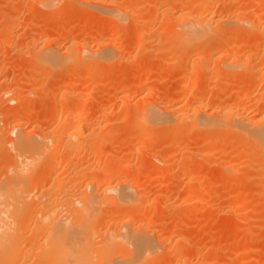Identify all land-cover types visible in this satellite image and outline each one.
I'll list each match as a JSON object with an SVG mask.
<instances>
[{
	"label": "rangeland",
	"instance_id": "obj_1",
	"mask_svg": "<svg viewBox=\"0 0 264 264\" xmlns=\"http://www.w3.org/2000/svg\"><path fill=\"white\" fill-rule=\"evenodd\" d=\"M32 1L33 0H0V188L6 187L9 190L11 189V191L14 193H16L18 190L12 181L14 167L16 166V148L14 146V140L17 133L13 132L11 127H14L17 122L22 123L23 125L21 124V129L25 134L23 136L26 137L28 133L32 131V127L35 126L34 124L38 121L41 122L42 126H44L42 129L47 128L48 130H51V128H53L55 130L52 131H55L56 135H61L66 140L67 132L60 134L58 132V128H60L59 131H62L63 127L67 126V117L70 115L69 113L75 111V108L77 110V108L81 106V102L84 103V100L86 99V94H84L82 99L77 100V98H75V94L79 90H83L85 93H87V91L91 90L92 88H94L92 91H95V89L98 91L99 88V91L101 90V94L105 93L107 95L104 94V96L110 98L107 99L108 103L107 100H105L104 103L106 104V111L104 110V114L108 115H104L105 117L101 118L99 116L96 117L94 115L95 112H92L93 114L90 113V118L92 117L91 119L93 121L92 126L95 128V130H97L96 133H102L103 136L105 135L104 137L102 136L103 139L107 136V134L111 135H108L110 137H106V140L104 139L105 141L103 142L105 145L102 143L97 154H101L106 150V152H112L114 157L117 155L118 158H120V155H123L124 153L125 155L121 157H127V159L129 158L128 160H132V167L130 166L129 169H127L128 173L126 174H130V176L132 174H136L139 178V182H141L140 184L143 185L145 194L142 197L144 199L142 197L140 198L143 206L148 204L147 200L155 199L154 197H156L158 194H163V198L168 200L171 205H174H172L173 207L171 206L169 208H165L162 206L163 204H159L156 208H153L156 211H152L151 209V212H154V214L152 213V216L150 217L152 220L150 226L151 232L166 237V242L161 246L162 253H164V255L162 254L158 256L159 260L158 258H155L153 263L173 264L175 260L174 256L176 255L170 254L168 251L173 253L172 249L175 247V245L181 243L179 242L176 244V242L179 239H184V241L186 239V241L182 243V246H179L181 247V251L184 253V255L189 254V257L191 258L189 259V262H191L189 264H264V171L261 170L264 162L261 161L263 163L262 164L259 162V156L255 157L252 156L254 155L253 153H249V149L247 147L249 146L250 142L247 144L246 141L240 139L238 135H236L234 132H231L230 130H225L223 132H208L205 130H196L195 128L193 129V127L190 129L189 126H192V124L189 122V120H180L178 121L179 123L175 122L176 124L173 123L167 127L160 126L153 129L154 131H151V133L149 132L152 137L150 139L153 140V144L155 145L152 146L153 144H151L146 146L145 144L140 143V139L148 131L143 129H140L143 131H139L137 130L139 127H136L137 129L133 128L135 127V124L133 126L134 119L130 117V114H128L129 116L126 114L129 109L132 111V109L135 108L134 105L136 106L140 99H143L144 101V99L147 98V96L144 94H147L148 92L146 93V91H149V89L152 88L150 92H153L155 100L158 103L162 102L170 105V103L177 101V103L174 104L178 105V98L183 97L181 104L178 105L180 106V109H182L181 106L184 108L183 104L185 102L192 105L193 101H196L199 98V100H202V102L204 101L203 103L214 98L221 100L223 99L222 101L225 100L226 103L231 106V108L242 109L243 104H245V106L247 104L245 109L246 111L244 110V112H247L246 115L249 117L250 114L253 113V110L247 109L249 101L253 103L260 100L259 102L264 106V104H262L264 103V83L262 84L259 79L255 77L253 72L250 71L246 72L243 70L241 72L239 70L237 72L233 70L226 73L221 72L222 69L220 67L219 61L217 62V58L221 53L225 54V50L224 52L220 51L219 54H217L218 52L216 54L204 52V61L201 60L202 63L200 61L198 64L200 67H203L201 68L203 69L201 71V80H203V86H205L206 82L208 81L207 83H213V88L215 89L209 88L208 90L205 89L208 87L203 88V86L194 89L183 87L181 84V78H183V75L187 73L185 71H189V67L191 66L194 59L199 56V52L197 53L195 52L197 50H195L193 51L194 53H186L181 47H179L180 42L174 36L165 38V36L168 35H163V29H165V27H163V19H166L164 18L165 14L162 13L164 9L157 7L149 9V4H151L152 0H137V2L139 1L138 3H135V0H115L135 3V6H138L136 7L137 10H141L139 11L140 15H144L146 12L144 17H147L145 19L147 21H144L145 25L143 23V29L139 28L140 31H143L142 37L145 38V41L143 39L144 48L141 50L142 52L135 50L137 47H134V44L137 46V43L135 42L138 41V38L136 35L135 40L134 35L135 32L137 33L138 29L135 28L133 24L129 23L125 24L126 26L123 25L124 27L117 26L118 30L122 28L128 32L129 36H133L128 37L123 42V49L120 52L121 55L118 53L119 55L117 54L116 56L111 50H109V52L111 51L112 53L110 54L113 55V58L109 61L107 59L100 58L106 53L104 49V53L101 49L102 52H99L102 54L99 53L98 55H94V53L96 54V50L94 49L97 48L96 44L98 43L95 40L97 39L98 41L99 38L103 37L110 26V22L108 19L105 20V22L102 21L103 23H101L100 20L98 21V19L101 18L100 15H102V13L99 11L98 7L91 6L90 4L89 6L88 3L90 1L111 2L114 0H87V2H85L86 0L84 2L83 0H67L71 2L69 9L63 11L59 16H54L51 18L45 17V11L43 13H36L34 10L32 11ZM45 1L46 5L49 4L48 0H44V5ZM155 1L157 0H153V2ZM178 1L181 2V0ZM216 1L219 2L217 3ZM211 2L212 4H218L214 5L216 8L212 9V14L215 16V18L227 15L225 9L224 11H221L220 9L221 5L225 3L231 7H237L241 12L243 20H246L247 23H252H248L249 25H246L240 29L239 32L234 33L230 31V34L228 33L229 30L227 31L226 28H223V25L221 32L212 35L211 42L213 43L214 41L215 44L217 42L219 45L218 42L220 41L221 46L227 45L228 52L233 51L239 53L242 57L241 59L246 60L245 63L247 64H251L252 62L253 65L264 66V0H213ZM84 9L87 11L89 10V12ZM99 12L101 14H99ZM43 30L45 31L43 32ZM244 30H250L251 33L247 34V32ZM38 33H42V37ZM100 35L102 37H100ZM229 35L231 36L229 37ZM44 38H49L50 41H52L51 43L56 45V48L59 47L60 50L58 48L57 49L60 52L65 54L67 51L65 54L67 55L68 53L67 56H72L71 48H74L75 50L73 49L74 52H72L75 54L73 56L75 57L74 61L71 60V62L66 63L64 66H60L59 68H50V66H42V68L40 66L38 68L36 66V62L34 59H32V53L35 51V49L30 46V43L32 40L35 42L38 40L36 44L39 45L38 47L40 48L44 45V42L42 41ZM228 39H230V42ZM104 40H106L105 37H103V39L99 42L105 44L107 40L109 41L108 38L105 42H103ZM75 44L79 47H77ZM217 44L216 47H220ZM47 45L50 46L49 44ZM87 45L94 50V52H92L93 56L89 55L85 57L84 51L81 52L85 49H81V47L88 48ZM216 47L214 46V48ZM250 47L253 49L252 51H254V55L248 57L249 59H246L247 56L251 55L250 52L248 53V51H251ZM68 48H70L69 50L71 51H65V49ZM70 58L72 59V57ZM77 58H80L79 62H75ZM180 61L181 64L177 65ZM79 63L80 65H78ZM174 64L178 66V69H176ZM172 65L175 68H173ZM168 68H170V70ZM186 68L188 69L186 70ZM155 69H157L158 72L160 71L159 74L162 72L163 76L158 74L155 75ZM157 70H155V72H157ZM215 70L216 72L212 73ZM83 71L85 72V75ZM94 71H96V74H94ZM76 74L81 76L80 80H72L70 82L67 81L69 76ZM215 74H217V76L213 77ZM96 80L97 82H95ZM147 81L150 84L147 83L146 86L145 82ZM81 83L83 84L84 88ZM214 83L216 84L214 85ZM95 85L96 87H100L96 88ZM140 85L141 89L143 85L144 90H141L143 93L140 91ZM145 87L150 88L147 90ZM105 88L106 90H103ZM130 88L131 90H129ZM7 92H9V95L6 94L5 96L4 93ZM2 94H4L5 97H3ZM145 101L150 102V100L148 101L146 99ZM92 103L94 107H100L101 105L99 104V99H94ZM51 104H53V106ZM71 107H74V109ZM70 109L72 112H70ZM123 110L128 111L125 112ZM185 111L188 113L190 110L188 111V108H186ZM29 119H31L32 122L29 125H24V123H26V121ZM65 121L66 125H64ZM25 132H27V134ZM33 135L36 134L33 133ZM174 135H176L175 139L173 138ZM179 137H182L184 140H186L185 143H183L184 140H182L180 142L183 144H179V140L182 139ZM150 139H147V142L152 143ZM159 139H161L160 142ZM172 139H177V141H175V143H171V146L169 141H174ZM128 141H130V144ZM176 143H178V145ZM127 146H129V149L126 148ZM131 146L135 151L133 153H137V151H139L138 157L140 154H143L142 158H136V154H133L131 151L133 156L132 159H130L131 157H129L126 153H128L127 150L133 149ZM102 147L105 148L103 149ZM245 148L248 150L246 151ZM113 151L117 152V154L114 155L115 152ZM207 153L209 154L207 155ZM62 154L64 153L59 152L56 155L58 161L55 165L56 169L54 166L52 170L53 176L63 173L66 174L72 166L76 165V161L74 160L67 162L61 161V157L65 155ZM184 154H189V156H185ZM220 156H222V159ZM166 157H168L169 160ZM224 157L228 159H225ZM163 158L164 160L162 161L161 159ZM91 159L93 160L92 157L90 160ZM137 159H142L145 164L143 165V162L140 160V165L137 162ZM254 159L256 161H254ZM44 161H41L40 168L45 167L46 163ZM91 161L88 163V165L92 163ZM256 162H258L261 167L257 165ZM193 163L197 165L201 163V166L198 165L197 167ZM208 163L213 164L208 165ZM254 163L257 166L253 165ZM103 167L104 166L102 165V168ZM230 167L231 169H234L231 170ZM87 170H89V168ZM234 172L240 176L237 178V175ZM33 176L34 174L32 173L30 175L31 179L29 178L31 181H29V186L27 188L28 190L33 189ZM51 179L54 180L55 178L53 179L52 177ZM51 179L47 180L49 182L45 184V186L48 184L47 188L51 184L53 187L54 182L52 183ZM167 179H169L168 182ZM78 182L75 183L77 186L82 185V183L79 182L78 184ZM56 184L57 183L55 182L54 186ZM73 187L74 186L71 185L69 188L70 190L68 189L70 194L71 192L74 193L75 191ZM245 189L247 190L246 192ZM243 191L245 194H243ZM141 202H139V204ZM25 205L34 207V201L30 200L29 197L25 202ZM102 208H106L104 209L105 211H103L105 212L104 215H107L108 213L106 212L108 210V212L112 211L113 207H108V210L106 206H103ZM103 211H99V214L102 213V217L100 216V222L101 219L104 218ZM97 217H99V215L96 216V227H98V224L100 223L98 220L99 218L97 219ZM26 222L22 224L23 227L26 225ZM99 228L101 229V227ZM252 229L255 230V232H253ZM23 235L30 238V230H24ZM198 244H201V249L199 255L197 256L198 258L196 259L195 253H197ZM96 247L98 248L97 243ZM97 248L95 250L98 251ZM118 253L116 252L115 254L113 253L111 255L113 258L115 256L118 257ZM37 261L38 259L35 258L32 259L28 264H36Z\"/></svg>",
	"mask_w": 264,
	"mask_h": 264
},
{
	"label": "bare ground",
	"instance_id": "obj_2",
	"mask_svg": "<svg viewBox=\"0 0 264 264\" xmlns=\"http://www.w3.org/2000/svg\"><path fill=\"white\" fill-rule=\"evenodd\" d=\"M43 1L44 0H33L32 1L33 2L32 11L34 10V12H36V13H43L45 11L44 15L46 18L59 16L60 14H62L63 11L69 9L70 3H71L70 2L71 0L70 1H67V0H48L49 4L46 5V1H45L44 2L45 5H44ZM84 1L85 0H83V2ZM127 1H115V0L111 1V2L110 1L109 2L108 1H94V2L90 1L88 3V5L90 4L91 6L98 7L99 11L102 13V15H100L101 18L98 19V21L100 20V22L103 23L102 21L105 22V20L108 19L110 22V26H109L107 32L103 35V37H105L106 40L108 38L109 41L104 40L103 42L106 41L105 44L99 42L103 39V37L100 35V37H102V38H99L98 41H97V39L95 40L98 43L96 44L97 48L94 49V50H96V54L94 53V55H98L99 53H101L103 51V49L106 51V53L103 54V57H100V58L107 59L108 61L113 58V55H111L112 54L111 51L116 56L118 53L121 55L120 52L123 49V42L128 37H130L131 35L129 36L128 32H126L122 28H120L118 30V27L119 26L121 27L123 25L126 26L125 24H128V23L133 24L135 26V28L138 29V31L136 30L137 33L135 32V35H134L135 40H136V37L138 38V41L135 42V43H137V46H136V44H134L135 45L134 47H137V49H135V48L134 49L138 50V51L143 50V48H144L143 39L145 41V38L142 37L143 31L142 30L140 31V29L142 28L144 21H147V20H145L147 17H144L146 12H145V14L143 13L144 15L139 14V11H141V10L138 11L136 8L138 6H135L136 5L135 3H138L139 1L137 2V0H135V3L127 2ZM131 1H133V0H131ZM211 1H213V0H193V1L192 0H189V1H186V0L182 1L181 0V2H179L178 0H157V1L153 2V0H152L151 1L152 5L149 4V7H150L149 9L156 8V7L164 9L162 11V13L165 14L164 18H166V19H163V21L165 22V24L163 22V25H164L163 27H165V29H163V35L164 34L168 35V36H165V38L166 37L168 38L169 36H171V37L174 36L180 42L179 47H181L183 49V51H185L186 53H188V52L194 53L193 51H195V50H197L195 52H197V53L199 52L198 53L199 56L196 59H194L191 66L189 67V69L186 68V70L188 69L189 71H185L187 73H185L183 75V78H181L182 79V81H181L182 86L187 87L189 89H194V88L203 86V80H201L202 79L201 78V73H202L201 71L203 70L201 68H203V67H200L198 65L201 60L204 61L203 53L209 52L211 54H213V53L216 54L218 52L217 54H219L220 51L224 52L225 50H226L225 51L226 53L225 54L221 53L220 56H218V58H217L218 59L217 62L219 61L220 67L222 69L221 72L226 73V72L233 71V70H235L237 72L239 70L241 72L243 70H245L246 72L250 71V72H253L255 77H257L259 79V81L263 84L264 83V66L253 65L252 62H251V64H247V63H245L246 60L241 59L242 57L240 56L239 53H236L233 51L228 52L227 51V45H224V43H223L224 46H221L220 41L218 42L219 45L216 42V44L218 46H220V47H216V44L214 43V41H213L214 44L211 42L212 35L218 34L219 32H221L223 25H224L223 28H226L227 31L229 30L228 33L230 34L231 32H234V33L239 32L240 29H242L246 25H249L251 22H248L249 23L248 24L246 22V20H243L241 12L237 7L236 8L231 7L228 4H225L223 2H222L223 4L221 3L222 5H221L220 9H221V11L222 10L224 11V9H225L227 12V15H224L223 17L215 18V16L212 14V12H213L212 9L216 8L214 5H218L217 3L219 1H216L217 2L216 4H214V3L212 4ZM85 2H87V0ZM217 8H218V6H217ZM84 10H86V9H84ZM172 11H173V13H172ZM87 12H89V10ZM100 12H99V14H101ZM144 25H145V23H144ZM29 28H31V27H29ZM113 29L115 30V33H114ZM44 31L45 30H43V32ZM244 31L247 32V34L251 33L250 30H247V31L244 30ZM14 32H15V30H14ZM14 32H13V34H14ZM237 34H239V33H237ZM39 35L41 36L43 34L41 33ZM44 36H45V34H44ZM230 36L231 35H229V37ZM45 38H44V40H42L44 42V45L41 46L40 48L38 47L39 45L36 44V42L38 40L36 42L34 40H32V42L30 41L31 42L30 46L35 49V51L33 50L34 52L32 53V59H34V61L36 62V66L38 68L40 66H41V68H42V66H44V67L50 66V68H56V67L59 68L60 66H64L66 63L71 62V60L74 61L75 57H73V56L75 54L72 53L75 50L74 48L70 47L72 49V52H71L72 56L70 55V53H69L70 56H67L68 53H67V55H65L67 52L66 50H69L70 48L65 49L66 52L64 54V53L59 51L60 50L59 47H57L59 49L58 50L56 48V45L54 43H51L52 41H50L49 38L48 39H45ZM66 38H68V37H66ZM228 40L230 42V39H228ZM231 40H233V39H231ZM107 42H109V43H107ZM47 44H49L50 46H48ZM51 44H52V46H51ZM76 46L79 47L78 45H76ZM214 46L216 48H214ZM87 47H88V45H87ZM145 47H146V45H145ZM252 47H253V45H252ZM93 48H94V46H93ZM81 49H84L81 52L84 51L85 57L89 56V55L93 56L92 52H94V50L91 47H88V48H86V47L82 48L81 47ZM101 49H102V51H101ZM109 50H111V51L109 52ZM252 50L253 49L251 48V51H248V53L250 52L251 55L247 56L246 59L248 57H251L252 55H254V51H252ZM69 51H71V50H69ZM99 51H101V52H99ZM145 51H147V50H145ZM240 52H243V51H240ZM103 53H104V51H103ZM192 53H190V54H192ZM144 54H146V53H144ZM201 55H202V57H201ZM206 55H208V54H206ZM70 57H72V59ZM77 59H76L77 61L75 60V62H79L80 58H77ZM86 62H87V60H86ZM201 63H202V61H201ZM84 64H86V63H84ZM138 64H140V63H138ZM179 64H181V61L177 65H179ZM78 65H80V63ZM177 65H175L176 69H178ZM184 67H185V65H184ZM173 68H175V67L173 66ZM168 69L170 70V68H168ZM38 70H40V69H38ZM155 70H157V69H155ZM155 70H154L155 75H157V74L162 75V72H161V74H159L160 71L158 72V70H157V72H155ZM160 70H161V68H160ZM169 70H168V72H169ZM209 71H212V70H209ZM94 72H95L94 74H96V71H94ZM163 72H164V70H163ZM215 72H216V70L213 71L212 73H215ZM165 74H166V71H165ZM84 75H85V72H84ZM169 75H170V72H169ZM215 76H217V74H215L213 77H215ZM78 77H79V79H78ZM80 78H81L80 75H77V74L71 75V76H69V79L67 81H69V82L72 80L76 81V80H80ZM145 80H147V79H145ZM213 80H215V79H213ZM148 81L145 82L146 86H147ZM95 82H97V80ZM207 82H206L205 86H203V88L208 87L205 89H208V90H209V88L212 89L213 83L212 82L207 83ZM106 83H107V81H106ZM109 83H111V82H109ZM148 84H150V83H148ZM215 84L216 83H214V85ZM92 85H93V82H92ZM82 86H83V84H82ZM119 86H120V84H119ZM95 87H96V85H95ZM98 87H100V86H98ZM98 87H96V88H98ZM83 88H84V86H83ZM128 88H129V86H128ZM145 88L148 90L150 87L149 88L145 87ZM92 89H94V88H92ZM92 89L87 91V93H85V91H83V90H79V91H77V93L75 91V93H76L75 98H77V100L82 99L84 94H86V96H85L86 99L84 100V103L81 102V106L78 107L77 110H76V108L74 109L75 105H74V107H71L75 110V111H73L75 113H73L70 109V112H72V113H69L70 115H68V117H67V123H68L67 126L66 127L64 126V125H66V121H65L64 125H63L64 126L63 130L59 131L60 128H58V132L60 134H64V132H67L66 140L64 139L63 136L58 135V134L56 135L55 131L54 132L52 131V130H55L53 128H51V130H48L47 128L42 129L44 126H42L41 122H38V121H37V123L34 124L35 126L32 127V131L30 130L31 135H30V133H28V135L26 136L27 138L25 136H23L25 134L21 129L22 128L21 126L23 125L22 123L17 122V124L14 127H11L13 132L17 133V135H15V140H14L15 141L14 146L16 148V159H15L16 160V166L14 167L12 181L14 182V184L18 190L16 191V193H14L13 191H11V189L9 190L6 187L0 188V264H16V263L28 264L32 259H35V258L38 259L36 264H154L153 261L155 260V258H158V260H159L158 256H160L162 254L164 255V253H162L161 246L166 242V237L162 236V235H157L156 233L151 232L150 226H151L152 220L150 217L152 216L151 215L152 213L154 214V212H151V209H152V211L155 210L153 208H156L157 205H159V204L160 205L163 204L162 206H164L165 208H169L173 204L171 205V203H169L168 200L164 199L163 194L160 195L157 193L159 196L157 195L156 197H154L155 199H151V200L148 198L149 199V200H147L148 204L144 205V206L142 205L140 198L145 194L144 188H143V185L140 184L141 182H139V180H138L139 178L136 174L135 175L132 174L133 176L132 175L130 176V174H128V175L126 174V173H128L127 169H129V167L131 166L132 160L131 161L128 160L129 158L127 159V157H121V156L125 155L122 152L125 149H123L121 151L123 153V155H120V158H118L117 155H116L117 157L116 156L114 157L112 152H110V151L106 152V150H105V152H103L101 154H97L102 143L105 145V143L103 141H105L107 139L106 137H110L108 135H111V134H107V136L105 137L106 139L104 138L105 139L104 140L103 137L105 135L103 136L102 133L101 134L96 133L97 130H95V128H93V126H92L93 121L91 119L92 117L90 118V113L95 112L94 115L96 117L99 116L101 118L105 117L104 115H108V114H104V110H105V106H106V104H104V103H105V100L110 99V98L107 96H104L105 93L101 94L100 93L101 90L99 91V88H98V91L96 89H95V91H92ZM146 89H145V91H146ZM151 89H149V91H146V93L148 92L147 94H144L147 96V98H145V99L148 101L150 100V102L145 101V99H144V101H143V99H140L139 102L136 104V106L134 105L135 108L132 109V111L130 109H129L130 112L128 110H126V111L123 110L125 112L128 111L126 114L127 115L130 114V117H132L134 119V120L132 119L134 122L133 126L135 124V127L132 126L133 128L137 129L136 127H139L137 129L139 131H143V130L148 131L147 133H145V135L141 139L139 138L141 144H145L146 146L153 144V140L150 139L152 137L149 134V132L151 133V131H154L153 129L158 128L160 126H164V127L166 126L167 127V126L172 125L173 123L176 124L175 122H178L180 120H182V121H185V120L188 121L189 120V122H191V124H192V126L191 125L189 126L190 129H191V127H193V129L195 128L196 130H205L208 132H210V131H212V132L213 131L223 132L225 130H230L231 132H234L236 135H238L240 137V139H243L244 141H246L247 144H249L248 142H250L249 146L247 147L249 149V153H251V154L253 153L254 155H252V156H255V157L259 156V158L261 159L260 160L257 157L259 159V162H261V161L264 162V106L261 105V103L259 102L260 100L253 102V103L250 101L248 102V108L247 109L253 110V113H251L250 116L248 117V115H246L247 112H244V110L247 107V104H246V106H245V104H243L242 109H237V108H231V106L228 105L225 100L222 101L223 99L221 100V99L214 98V99H211V100L203 103L204 101L202 102V100H199L200 98L198 97L199 99H197L196 101L194 100L195 102L192 100L193 101L192 105L185 102L183 104L184 108L181 106L182 109H180V106H178V105L181 104L183 97L178 98L179 99L178 105L174 104V103H177V101H174V103H170V105H167V104L162 103V102L158 103L155 100L153 92L152 93L150 92ZM213 89H215V88H213ZM85 90H87V89H85ZM103 90H106V88ZM129 90H131V88ZM141 90L142 91L144 90L143 85H142V89H141V85H140V91ZM142 91H141V93H143ZM177 91H175V92H177ZM136 92H138V91H136ZM149 92H150V94H149ZM210 92H211V90H210ZM4 94H5V96H6V94L9 95V92L4 93ZM4 94H2L3 97H5ZM105 95H107V94H105ZM94 99H97V100L99 99V104H101L100 107L97 106L99 108L94 107L92 105L93 104L92 102ZM260 99H262V98H260ZM119 100H121V99H119ZM100 101H101V103H100ZM113 102H114V100H113ZM107 103H108V100H107ZM124 103H125V101H124ZM262 104H264V103H262ZM51 105L53 106V104H51ZM131 108H133V107H131ZM186 108H188V111L190 110L188 113L185 111ZM31 122H32L31 119H29L28 121H26V123H24V125L25 124L29 125ZM38 123H40L41 125ZM178 126H180V125H178ZM108 127H110V126H108ZM108 127H107V129H108ZM174 127H176V126H174ZM140 129H143V130H140ZM111 130H112V128H111ZM205 131H203V132H205ZM27 132H25V133L27 134ZM56 132H57V129H56ZM103 132H105V131H103ZM226 132H229V131H226ZM33 133L36 135H33ZM115 136H116V134H115ZM175 136L176 135H174V137H173L174 139H175ZM147 139H150V141L152 143L147 142ZM174 139H172V140H174ZM160 140L161 139H159V142H160ZM169 140H171V139H169ZM182 140H184V139L182 138L181 140H179V142ZM125 141H126V139H125ZM175 141H177V139L174 141H171V142L169 141L170 145L173 142L175 143ZM185 141L186 140H184L183 143H185ZM240 141H242V140H240ZM128 142L130 144V141H128ZM183 143L180 142L179 144H183ZM176 144L178 145V143H176ZM125 145H126V142H125ZM154 145L155 144H153L152 146H154ZM244 145H246V144H244ZM250 145H251V147H250ZM217 146H219V145H217ZM128 147L129 146H127L126 148H128ZM247 148H245L246 151L248 150ZM117 150H118V148H117ZM150 150H151V148H150ZM254 150H255L256 154H255ZM115 151H113V152H115ZM127 151H128V153L129 152L131 153V151H132V153L135 152L134 148L132 150H127ZM216 151H219V150H216ZM59 152L60 153L62 152L65 154V155L62 154L64 156L61 157V159H60L61 161L67 162V161L74 160V161H76V165L72 166L69 169V171L67 170L68 173H66V174L63 173V174H60L57 176H53L52 170H53L54 166L56 165V162L58 161L56 158V155ZM138 152L139 151H137V153H133V154H136V158L138 157ZM128 153H126V154L129 157H131L130 159H132L133 154L131 153L132 154L131 155L130 153L129 154ZM192 153H190V154H192ZM204 153H205V151H204ZM115 154H117V152H115L114 155ZM208 154L209 153H207V155ZM142 155L140 154L138 158H142ZM186 155L189 156V154H186ZM246 155H245V157H246ZM193 156H195V155H193ZM222 156H224V155H222ZM222 156H220V158ZM91 157L93 158V160L91 159L92 161L90 160ZM168 157H169V155H168ZM168 157H166V158H168ZM156 158H154V159H156ZM213 159H215V158H213ZM225 159H228V158H225ZM140 160L142 161V159H140ZM140 160L137 161L139 164H140V162H139ZM161 160L163 161L164 158ZM168 160H169V158H168ZM41 161H44L46 163L44 168H40ZM90 161L92 163H90L88 165V163ZM207 161H210V160H207ZM227 161H229V160H227ZM254 161H256V160L254 159ZM256 163H257V165H259L258 162H256ZM142 164L144 165L145 163L143 162ZM212 164L208 163V165H212ZM220 164H221V162H220ZM102 165L104 166L103 168H102ZM194 165H196L198 167V165L201 166V163L198 165L197 164H194ZM253 165L257 166L255 163ZM263 167H264V164H263ZM263 167L261 168V170L264 171ZM88 168H89V170H87ZM55 169H56V166H55ZM230 169H231V167H230ZM233 169H231V170H233ZM161 170H163V169H161ZM32 173L34 174V176L32 178V179H34V182L32 181L33 182V184H32L33 189L32 190L30 189L31 190L30 191L27 188L29 186V181H31L30 175ZM214 174H216V173H214ZM238 176H240V175L238 174L237 178H238ZM52 177H53V179L54 178L55 179L52 180L51 179ZM49 179H51L52 183L53 182L54 183H53V187H52L51 186L52 184L50 182L51 185H49V187L47 188L48 184L46 186H45V184L47 182H49V181H47ZM168 180L169 179H167V182H168ZM78 181L80 183H82V185L77 186L75 183H77ZM55 182L57 184L54 186ZM79 182H78V184H79ZM144 182H146V181H144ZM71 185L74 186L73 188L75 189V191H74V193L71 192V194H70L69 188L71 187ZM144 185H145V183H144ZM246 191L247 190L245 189V192ZM245 192L243 191V194H245ZM187 193H190V192H187ZM187 193H186V195H187ZM247 193H249V192H247ZM237 194H235V195H237ZM250 195H252V194H250ZM170 196H171V194H170ZM243 196H245V195H243ZM27 197L28 198L30 197V200L34 201V207H31L29 205L28 206L25 205V202L28 199ZM139 202H141V203L139 204ZM187 202H189V201H187ZM244 202H245V200H244ZM241 203H242V201H241ZM103 206H106L107 210L109 209L108 207H113L114 209L112 208V211H110V212H108L109 210L108 211L106 210L107 211L106 213H108V214L104 215V213H105L104 209H106V208L103 209L102 208ZM100 210H102V211L104 210L103 211V217L104 218L101 219V222H100V216L102 213L99 214ZM98 215H99V217H97V219L99 218L98 220L100 223L98 224V227H96L97 226L96 216H98ZM24 222H26V225L23 227L22 224ZM99 227H101V229ZM27 229L30 230V238L23 235V231L27 230ZM253 232H255V230H253ZM22 235H23V238L25 237L27 239H25V238L23 239ZM250 235H253V234H250ZM179 238H181V237H179ZM184 238H186V237H184ZM255 238H257V237H255ZM185 241H186V239H185ZM185 241H184V239H179L176 242V244L179 242H181V243H179L177 245L174 244L175 247L172 249L173 253L171 251L170 252L168 251V253L176 255V256H174L175 260H174L173 264H189V263H191V262H189V259H191L189 257V254L184 255V253L181 251L180 246H182V243H184ZM96 243L98 244V248L96 247ZM96 248L98 249V251L95 250ZM200 249H201V244H198L197 245V253L194 252L196 254V256H195L196 259L198 258L197 256L199 255ZM115 251L117 253L119 252L118 257L114 255L115 257L113 258L111 254H113V253L115 254L116 253ZM110 255L112 258L110 257ZM166 255H167V253H166Z\"/></svg>",
	"mask_w": 264,
	"mask_h": 264
}]
</instances>
